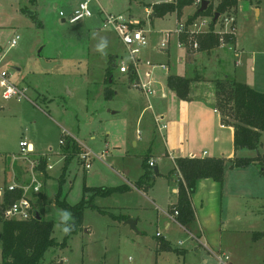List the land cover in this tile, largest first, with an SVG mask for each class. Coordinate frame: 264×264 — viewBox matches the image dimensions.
<instances>
[{
	"label": "rangeland",
	"instance_id": "374dc122",
	"mask_svg": "<svg viewBox=\"0 0 264 264\" xmlns=\"http://www.w3.org/2000/svg\"><path fill=\"white\" fill-rule=\"evenodd\" d=\"M80 1L35 0L32 6L29 0H0V72L8 74L12 85L25 89L27 97L4 100L0 88V188L13 182L23 187L32 182L39 185L34 207L43 220L53 223L52 237L58 243L65 241V233L58 227V213L68 209L57 201L68 206L85 202L87 206L80 227L66 239V247L47 252L42 264H217L211 249L216 254H228L230 264H264V178L257 165L227 169L213 207L209 211L197 207L207 222L206 238L197 239L194 236L199 234L194 229L189 231L167 217L171 204L177 202L178 190L171 192L177 189V182L172 180L177 179L176 173L168 180H154L147 193L134 187L145 173V157L155 156V149L162 147V131H158L151 111L143 116L141 125H136L146 100L129 87V77L119 72L120 58H127L126 48L111 26H103L106 15L138 23L137 28L147 33L149 42L137 55L141 60L139 73L149 69L144 64L148 61L157 67L153 78L163 88L168 75L193 78L196 69L206 79H217L214 62L223 50L215 49L224 46L234 52V43H225L227 39L232 42L233 36L238 51L229 57L231 70H236L232 78L264 94V0H239L235 9L219 17L213 27L219 45L209 55L200 44L212 18L189 20L199 5L185 7L181 23H208L201 32L180 38L185 60L174 34L176 13L150 16L153 5L175 0H91L92 16L69 23L67 18ZM9 2L17 3L12 6ZM229 19L234 21L229 24ZM16 35L20 40L10 48L9 42ZM164 40L170 43L169 53L160 51ZM104 41L105 54H101L96 46ZM194 42L200 46L197 51L191 48ZM190 51L198 56H188ZM111 57L113 83H107ZM176 57L182 62H175ZM188 58L195 61L187 62ZM161 64L165 70L159 68ZM201 87H206L205 91L215 88ZM107 90L114 93L110 100L105 98ZM65 135L78 147L68 162L60 144ZM20 141L32 146L27 156L18 155ZM84 150L91 155L88 170L78 158ZM237 156L263 158L264 133L258 150H243ZM175 159L158 161L161 174L169 175ZM39 161L45 163V170L37 168ZM47 165L52 168L48 170ZM125 186L129 190L109 196L95 192ZM128 220L136 222L135 229ZM162 241L168 242L170 251L159 247ZM217 243H221L220 251L214 246ZM1 250L0 241V264Z\"/></svg>",
	"mask_w": 264,
	"mask_h": 264
},
{
	"label": "trees",
	"instance_id": "16d2710c",
	"mask_svg": "<svg viewBox=\"0 0 264 264\" xmlns=\"http://www.w3.org/2000/svg\"><path fill=\"white\" fill-rule=\"evenodd\" d=\"M197 0H176L173 3L155 4L152 6L153 14L164 17L171 13H176L177 17L181 16L183 9L187 6L195 5ZM208 1L209 6L206 11L199 12L197 9L195 15L189 20H195L199 17L209 16L212 18L210 30L204 34L201 39V48L210 51L219 45V38L214 34L213 22L214 15L219 14L226 16L231 10L237 7L239 0H199ZM251 1V0H250ZM189 22V21H188ZM187 23V24H191ZM228 36H226V39ZM225 43L235 42L231 36ZM200 47V46H199ZM114 59H109V71L107 72L106 82L113 78L111 71L113 69ZM203 82L202 78L195 77L188 79L182 76L170 75L167 78V87L180 100H191V85L193 82ZM215 86L212 95L214 96V108L220 112L222 123L234 129V152L243 150L255 151L261 145V137L264 133V94L260 93L244 83L236 81L235 78L225 76L222 79L213 82ZM113 91H106V100L113 97ZM65 161L68 162L74 153H78L76 141L64 136V145H62ZM257 165L261 176L264 178V157L258 159L241 158L236 154L232 159L225 158H189L179 157L175 159L176 168L170 171L167 178L169 179L177 171L180 178L177 180V202L169 209V214L174 217L179 225L190 230L195 226V214L192 208L191 197L196 191L197 182L200 180H212L222 185L224 173L227 169H244L251 165ZM39 170H45V163L39 161L37 167ZM145 173L135 182L134 187L147 192L153 185L155 177L154 167L149 166V158L143 160ZM129 190V187L100 189L95 191L97 195L109 196L112 193ZM21 196V191L6 192L3 203L0 204V219L2 220V231L0 232V241L2 243L1 257L2 264H42L44 255L52 249L66 247V239L77 231L81 225L83 210L87 207L85 202L76 206H68L60 201L57 204L71 211L73 216V230L65 234V241L58 243L52 237L53 223L47 222L42 218L37 220L35 216L27 222L7 221L3 217L5 208ZM95 209L93 205H90ZM259 236H263L260 234ZM258 236V237H259ZM257 237V235L255 236ZM159 247L163 250L170 251L171 247L167 241H162Z\"/></svg>",
	"mask_w": 264,
	"mask_h": 264
},
{
	"label": "crops",
	"instance_id": "0c3cea01",
	"mask_svg": "<svg viewBox=\"0 0 264 264\" xmlns=\"http://www.w3.org/2000/svg\"><path fill=\"white\" fill-rule=\"evenodd\" d=\"M29 2H30L29 5L32 6L35 5V0H29ZM173 2H168V3H173ZM16 3L17 2H13V3L9 2V4L12 6L15 5ZM2 5L4 6L3 3ZM194 6L196 7V5ZM71 12L73 13L74 11L72 10ZM145 12L149 14L151 10L145 9ZM150 16L155 17L153 13H151ZM7 20L8 19L5 18V21ZM178 22H181L180 17L179 18L177 17V23ZM169 45L170 43H168L167 47L161 48L160 51L169 53L170 52ZM219 50H223V53L219 54L216 58V61L214 62V67L217 68L219 75L217 79L215 78L206 79L203 76H201V74L198 72L197 69L195 70V74L193 75V78H188L187 75H179L175 73L170 74V75L182 76L188 79H194L195 77H200L202 78V80H204L203 82L201 81V82L192 83L190 101L180 100L173 92H171L168 89L167 86L163 88L158 81H157L158 83L156 82V80H155L156 91L154 96L150 98H146L141 92L137 91L145 98L146 102L144 103L143 108H141V111L137 116L136 125L137 126L141 125L143 116L148 111H151V115L153 116L154 121L155 118L158 117L162 119L161 122L163 124H166V129L163 130L160 134L162 139L160 144L162 147L155 149L156 150L155 156L152 155L153 157H151L149 155L148 157L149 161L154 162V167L158 168L159 175L155 177V180L158 178L168 180L167 176L161 174L158 166V161L161 158L169 159L170 161H172L171 160L172 158H179V157L190 158L193 156L199 158L210 157V158L232 159L235 156V154L238 155L240 153V152L237 153L234 152V129L222 123L220 113L214 108V102L212 100V91H205L204 89H206V87H201V86H210L211 88V85H213V82L215 80H219L221 78H224L225 76L232 77L231 73L232 72L233 74L236 73L235 68L234 70H231L230 68L231 65H230L229 57L231 56L233 51L226 50L224 46L215 49V51H219ZM215 51L214 50L210 51L209 53H207V55L214 53ZM237 51L238 49L235 39L233 53ZM191 53L192 52L190 51L188 53V56H194L195 58L198 56V54L196 53L194 54ZM200 54H204V53H200ZM183 55H184L183 58L185 60V57L187 56L185 55L184 49H183ZM176 61L181 63L182 62L181 57H176L175 62ZM194 61L195 59L189 60V58L187 60V62L190 63ZM232 64H233V60H232ZM160 69L165 70L162 68ZM184 73H186V70H184ZM170 75H168L167 78ZM128 79L129 81L133 82V80L136 78L131 76ZM131 84L132 83H130L129 87L132 88ZM134 146L135 147L137 146L136 142L134 143ZM147 150L151 152L152 146H149ZM203 152H206L207 155L203 156ZM155 158L157 160H155ZM172 180L174 182H177V179L175 180L173 178ZM220 186L221 185L213 182L212 180H200L197 182L196 191L191 197L192 208L195 214L194 231L197 234H199L198 236H194L193 234L192 235L197 239L200 237L206 238V232H207V230L205 229L206 227L204 226L207 225V222L204 220L205 216L204 215L202 217L199 216L197 207H199L200 210L206 211L207 209V211H209V209L213 207V204L216 200L215 195H217L218 193L217 189ZM176 190L177 189L173 188L171 192L173 193V191L175 192ZM175 203L176 201L172 203L171 206L174 205ZM169 216L170 214L167 212V217L169 218ZM201 219L203 222L201 221ZM168 225L169 224H166V227H168ZM214 246L218 247L220 251L221 243H217V245L214 244ZM204 247L207 248L206 245H204ZM210 251L212 252L215 258L214 254L216 253L212 249ZM218 253H222V251ZM205 263L207 264V262Z\"/></svg>",
	"mask_w": 264,
	"mask_h": 264
},
{
	"label": "built area",
	"instance_id": "2783aa9c",
	"mask_svg": "<svg viewBox=\"0 0 264 264\" xmlns=\"http://www.w3.org/2000/svg\"><path fill=\"white\" fill-rule=\"evenodd\" d=\"M91 0H81L78 4L77 8L74 12L67 18L69 23H76L82 19L90 18L92 13L89 8ZM201 1L197 0L196 4L200 6ZM60 16L63 17L64 13L60 12ZM226 19V18H225ZM233 19H229L227 23L233 22ZM103 26H111L115 34L118 36L119 40L126 48L127 58H120V66L119 72L128 77H135L136 79L131 82V86L133 89L141 92L146 98H150L155 94V79L153 78L154 70L157 68L152 65L148 61L145 62V66L149 67L148 70L144 72L143 75L139 73L138 66L141 64V60L137 57L141 50L145 49L149 42L144 30L137 28V22H125L121 16L115 17L113 15H106L103 18ZM208 23L206 20L203 23L197 24L196 22L191 25H185L181 22L177 23V27L174 31V34L178 37V48H184V44L180 41V38L184 34L194 35L195 33L201 32V28L206 26ZM228 24V25H229ZM235 34V33H234ZM20 40L19 35H16L11 42H9V47L14 48L18 41ZM169 41L164 40L161 42V48L167 47ZM191 48L194 50L199 49V45L197 42H194L191 45ZM159 68L165 69V65H161ZM8 74L4 71L0 72V88L2 89V98L4 100H8L11 98H25V89L21 87L12 85L8 79ZM161 118H155V125L159 132L166 129V124H163ZM67 136V135H65ZM61 146L64 145V139L60 141ZM32 152V146L30 143L26 141L19 142V154L21 156H27ZM207 153L203 152V156H206ZM90 153L84 152L79 154V161L83 164L84 168L88 170L90 168ZM16 155H12V159L16 160ZM194 158V156L192 157ZM174 160V158H172ZM39 165V164H38ZM175 165V164H174ZM149 166L154 167V162L149 161ZM52 168L51 165H47V169L50 170ZM176 168V165L175 167ZM177 180L180 178V174L176 172ZM16 190L21 191V196L9 204L4 212L3 217L7 221L12 222H27L35 216L36 208L34 207L35 201L34 196L40 193V186L35 185V182H32L30 186L23 187L15 182L12 185H9L4 188H0V198L2 199L0 204L3 203V199L6 192H15ZM177 212L173 216H169L170 220L174 221L176 224L178 222L175 220V216ZM179 225V224H178ZM217 264H230V257L225 253L214 254Z\"/></svg>",
	"mask_w": 264,
	"mask_h": 264
},
{
	"label": "clouds",
	"instance_id": "9594fccd",
	"mask_svg": "<svg viewBox=\"0 0 264 264\" xmlns=\"http://www.w3.org/2000/svg\"><path fill=\"white\" fill-rule=\"evenodd\" d=\"M106 49V41H104L103 44H97L96 50L100 52L101 54H105ZM59 216V224L58 227H61V230L68 234L73 230L74 224L70 223L73 221L72 213L68 210H60L58 213Z\"/></svg>",
	"mask_w": 264,
	"mask_h": 264
},
{
	"label": "water",
	"instance_id": "95a60500",
	"mask_svg": "<svg viewBox=\"0 0 264 264\" xmlns=\"http://www.w3.org/2000/svg\"><path fill=\"white\" fill-rule=\"evenodd\" d=\"M208 6H209V2L208 1H202L201 3H200V8H199V12H204V11H206L207 10V8H208ZM219 19V14L218 13H216L215 15H214V19H213V22L214 23H216V21ZM112 82V79H109V83H111ZM154 173L156 174V175H159L158 174V168L157 167H154ZM35 218L37 219V220H40L41 219V216L39 215V213L36 211L35 212ZM127 224L128 225H130V227L132 228V229H135L136 227V222L135 221H132V220H128L127 221Z\"/></svg>",
	"mask_w": 264,
	"mask_h": 264
}]
</instances>
